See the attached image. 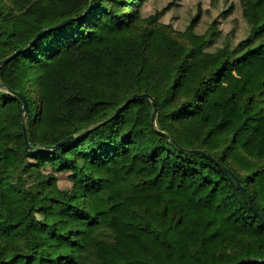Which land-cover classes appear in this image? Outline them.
Listing matches in <instances>:
<instances>
[{
	"label": "trees",
	"instance_id": "16d2710c",
	"mask_svg": "<svg viewBox=\"0 0 264 264\" xmlns=\"http://www.w3.org/2000/svg\"><path fill=\"white\" fill-rule=\"evenodd\" d=\"M145 1L0 0V264H264V0Z\"/></svg>",
	"mask_w": 264,
	"mask_h": 264
},
{
	"label": "rangeland",
	"instance_id": "374dc122",
	"mask_svg": "<svg viewBox=\"0 0 264 264\" xmlns=\"http://www.w3.org/2000/svg\"><path fill=\"white\" fill-rule=\"evenodd\" d=\"M143 14L158 13V20L172 30L183 32L192 19L196 24L193 30H209L213 20L218 28L217 45L226 33L235 37L246 31V21L242 16L240 0H146L142 6Z\"/></svg>",
	"mask_w": 264,
	"mask_h": 264
},
{
	"label": "water",
	"instance_id": "95a60500",
	"mask_svg": "<svg viewBox=\"0 0 264 264\" xmlns=\"http://www.w3.org/2000/svg\"><path fill=\"white\" fill-rule=\"evenodd\" d=\"M90 7H91V4L87 7L86 11H87ZM66 21H67V20L60 22L57 26H60V25L64 24ZM35 37H36V36H35ZM17 52H19V49L16 50L15 52H13V53L11 54V56L14 55V54H16ZM9 57H10V56H9ZM9 57H8V58H9ZM8 58H6V59H1V60H0V65H1L5 60H7ZM17 95H18L19 97L22 98V100H23V108H24L25 113H26V112H27V110H26V101H25V99L23 98V96H22L21 94L17 93ZM139 95H140V96H144V97H148V98H150V99L152 100V102H153V116H152V119H153V118H154V114H155L156 105H155V101L153 100V98H152L149 94H147V93H142V94L134 93V94L131 95V97L129 98V100L134 99V98H136V97L139 96ZM63 141H64V140L59 141V142L56 143L53 147H56L57 145H59V144L62 143ZM24 142H25V144L27 145V147L29 148L30 146H29V143H28L27 134H26L25 130H24ZM220 166H221L223 169H225V170H227V171L230 172V170H229L227 167H225L223 164H220ZM231 174H232L233 177L236 179V182H237V185H238L240 191H241L242 194L245 196V198L248 200L250 206H251V207L253 208V210L258 214L259 218H260L261 220L264 221V218L261 216V214H260V213L257 211V209L254 207L253 202L251 201V199H250V197H249L247 191L245 190V188H244V187L242 186V184L240 183L239 179H238L233 173H231ZM233 264H237V262H236V263H233Z\"/></svg>",
	"mask_w": 264,
	"mask_h": 264
}]
</instances>
